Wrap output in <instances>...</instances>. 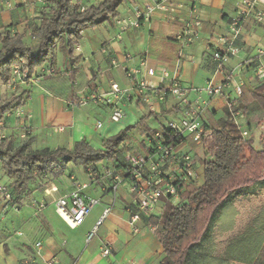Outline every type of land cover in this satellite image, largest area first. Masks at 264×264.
I'll return each mask as SVG.
<instances>
[{
  "label": "crops",
  "instance_id": "obj_1",
  "mask_svg": "<svg viewBox=\"0 0 264 264\" xmlns=\"http://www.w3.org/2000/svg\"><path fill=\"white\" fill-rule=\"evenodd\" d=\"M73 1L91 7L104 0ZM239 4L236 5L235 0H125L116 19L84 30L74 52L77 62L69 63L63 49L59 48L56 73L48 74L50 66L44 64L30 73L35 81H17L12 87L0 79V100L2 96L10 99L22 95L18 92L22 86L33 87L27 91L21 106L30 116H19L13 111L2 120L0 137L5 143L11 142L13 149L30 141L29 149L33 151L45 148L73 151L76 142L85 141L94 149L102 150L103 141L120 133L122 126L136 124L150 116L144 127L133 129L121 145L120 161L104 159L98 165L97 175L84 170L85 176L80 178L70 164L58 177L48 175L33 182L30 191L33 193H29L31 196L27 199L25 196L17 202L11 189L13 202L0 205V214L7 212L2 218L5 225L0 224V264H27V261L46 264L52 258L58 259L60 264H162L164 246L157 237V230L151 227L153 225L147 218L138 222L137 231L130 225V215L137 210V205L122 157L133 150L143 154L146 135L158 131L168 121L180 118L179 101L173 96L143 104L135 97L124 99L123 119L116 122L121 126L114 127L115 122L110 118L111 107L102 102L83 105L79 100L90 94H108L114 82L129 89L130 80L125 75L128 69H138V76L146 79L151 88L160 84L164 70L171 73L178 69L181 84L190 89L191 100L197 98V89L205 88L209 83L220 84L228 72H234L235 76V72L240 71L221 95L208 99L210 103L204 119L209 127L220 128L230 119L225 113L227 96L237 97L236 84L249 90L264 88V82L255 72L256 66L264 61V49L252 53L259 44L253 39L255 28H264V24L253 19L244 23L235 44L238 54L231 56L223 69H218V61L213 57L215 50L228 47L230 20ZM46 5L37 4L35 0H0V30H8L11 36H23L25 46L37 49L39 39L32 35V27L41 25L44 11L49 9ZM147 5L154 7L149 19L141 18L140 25L133 26L131 22L137 19V8L145 11ZM194 7L200 20V26L193 28L197 36L191 42L182 43L178 36L191 21ZM71 73L75 77L72 82ZM201 95L207 98L205 93ZM163 118L167 119L166 123ZM153 120L160 123L159 129L150 127ZM98 123L102 126L95 131ZM251 125L249 122L250 130ZM102 134V144L99 145L97 137ZM194 161L196 163V159ZM108 168L115 170L120 181L105 174ZM199 176L198 172L195 180L198 186L202 185ZM9 179L12 184L14 179ZM78 185L85 186L82 190L86 197L99 199V205L93 208L81 226L74 229L59 216L55 205L61 196L72 193ZM162 199L164 202L166 198ZM164 203L158 204L155 216L161 214ZM106 209L109 213L97 235L87 243L89 232L102 219ZM37 241L43 243L42 256H37L34 249ZM106 244L111 247V253L104 257L101 252Z\"/></svg>",
  "mask_w": 264,
  "mask_h": 264
},
{
  "label": "trees",
  "instance_id": "obj_2",
  "mask_svg": "<svg viewBox=\"0 0 264 264\" xmlns=\"http://www.w3.org/2000/svg\"><path fill=\"white\" fill-rule=\"evenodd\" d=\"M124 1L104 0L98 6L83 7L80 1L46 0L49 9L44 11L41 25L32 27V35L39 39L37 49L25 46L23 36H11L8 30H0V79L8 84L16 65L29 73L44 64L56 68L59 48L63 49L69 63L77 62L74 52L84 30L116 19ZM70 79L71 82L75 80L73 73ZM26 95H15L1 103L0 122L22 106ZM234 101V111L246 115L264 111V88L249 90L243 87ZM225 113L230 118L231 108L226 107ZM149 117L105 139L102 150L94 149L85 141L76 142L73 151L65 148L33 151L29 149L30 141L16 149L11 142L0 143V165L14 179L8 186L13 190L15 200L19 202L31 193L33 182L48 175L58 177L72 163L82 165L84 170L97 175L98 165L104 159L120 161L121 145L127 140L130 130L144 127ZM205 129L203 184L196 186L192 181L178 185L179 195L185 200L175 203L176 197L166 198L161 214L148 218L164 246L162 264H264V221L261 219L262 232L234 240L224 252L218 253L214 241L225 207H232L240 198L259 195L264 188V149L257 150L249 139L243 140L240 130L230 119L220 128L207 126ZM161 130L167 143L180 147L186 141L184 136L168 130L165 125ZM252 180L255 182L251 183Z\"/></svg>",
  "mask_w": 264,
  "mask_h": 264
},
{
  "label": "built area",
  "instance_id": "obj_3",
  "mask_svg": "<svg viewBox=\"0 0 264 264\" xmlns=\"http://www.w3.org/2000/svg\"><path fill=\"white\" fill-rule=\"evenodd\" d=\"M45 2L46 0H35L37 4ZM153 10L154 7L152 5H147L145 11L137 8V19L132 21L131 24L138 27L141 18L146 17L149 19V15ZM191 15V21L186 24L184 32L178 36V39L182 43L191 42L197 36V32L195 33L193 28L200 26V20L196 15L195 7ZM249 19H253L259 24H264V0H240L235 16L230 20L231 39L228 42L227 49L215 50L213 52V57L218 61V69H223L228 64L231 56L238 54L235 44L241 35L244 23ZM47 72L50 75L54 74L55 68L50 67ZM255 72L258 79L264 82V61H261L256 66ZM138 73V69H128L125 72L127 79L130 80L129 89L122 88L118 82H114L111 84V91L108 94L86 95V97L79 100V103L83 105L89 102L107 104L111 107L110 118L116 123L123 119L124 110L122 101L124 99L129 100V98L135 97L139 103L143 104L144 102H150L152 99L164 100L168 96H173L179 101V113L181 117L168 121L165 127L178 135L184 136L186 140L188 139L186 134L189 133V137H191L195 144L203 145L205 128L208 126L204 119V113L210 103L208 99L215 97V95H221L224 88L231 86L234 72H228L220 84L209 83L205 88L197 89V98L195 100L189 98L190 89L181 84L178 69L171 73L164 70L160 84L153 88L149 86L146 79L140 78ZM12 79L13 85L17 81L22 83H28L29 80L35 81V79H32L29 71L22 70V67L19 65L14 67ZM165 81H168V84H164ZM236 85L235 91L237 96H239L242 93L243 86L240 84ZM132 91L135 92L133 93L134 95L131 93ZM202 93H205L207 98H203ZM227 100V107L231 108L230 120L240 130L243 140L249 139L250 128L246 123V114L232 109L235 102L233 97L229 95L227 96ZM16 113L19 116L28 114L23 107L17 108ZM28 115L30 116V114ZM101 126L102 124L98 123L94 130H98ZM144 145L145 152L143 154L131 152L125 154L122 158L125 174H127L130 180L132 193L137 205V210L130 215V225L135 231L138 229L137 224L140 220L143 218L148 219L154 215L162 198H178L180 195L177 186L189 184L195 181L198 176V172L195 170V161L191 154L189 152L185 153L181 146L178 147L175 144L167 143L161 129L146 135ZM105 174L120 181L114 169H106ZM84 188V185H78L72 193L61 196L55 205L57 206L56 210L59 216L65 219L70 227L74 229L86 221L93 208L99 203V199L97 198L86 197L82 190ZM13 200V194L9 186L0 184V205L5 202H13ZM108 213L109 209H106L102 219L89 232L87 243H90L97 235V230L103 224L105 216ZM151 227L156 230L155 226ZM42 247L43 243L41 241L35 243L34 249L37 256H42ZM110 253L111 247L106 244L101 254L106 257ZM27 264L39 263L27 261ZM46 264H60V262L58 259L52 258L46 261Z\"/></svg>",
  "mask_w": 264,
  "mask_h": 264
},
{
  "label": "rangeland",
  "instance_id": "obj_4",
  "mask_svg": "<svg viewBox=\"0 0 264 264\" xmlns=\"http://www.w3.org/2000/svg\"><path fill=\"white\" fill-rule=\"evenodd\" d=\"M236 5L240 0H235ZM254 40H256L259 44L255 46L252 49V53L256 54L257 51L261 48L264 49V28L260 26H256L255 28V35H254ZM30 43V42H28ZM240 75V71L235 72V78ZM71 82V81H70ZM256 82V81H255ZM257 82H259L257 80ZM260 83V82H259ZM263 83V82H262ZM6 84V83H5ZM13 85V79L8 83V86ZM32 86H22L20 89H18L19 94H23L24 92L27 93V91L32 90ZM0 102H6L8 99H5L4 96H2ZM0 103V105H1ZM90 103V102H89ZM19 108V107H17ZM20 108H22L20 106ZM17 110V109H16ZM15 110V112H16ZM165 123L167 122V119L163 118L162 119ZM251 122L252 125L251 130H250V137L249 140L253 143V146L259 150V149H264V111L263 110H258L256 112H253L252 114L246 115V123ZM135 123H132L131 125H134ZM114 127L116 126H121L120 123H114ZM160 123L157 121L153 120L150 123V127L153 129H159ZM129 126H122V130L126 129ZM2 128V121L0 122V131ZM133 130V129H132ZM130 130V132H132ZM104 134H102V137L99 136L97 137V140L99 142V145L102 143V138ZM188 137L186 143H184L183 150L185 153H190L191 156L196 159L195 163V170L200 173V176L198 178L199 184H203L204 180V172H203V160H206L205 152L206 149L204 148L203 145H198L195 147V143L191 137H189V133L186 134ZM192 142H191V141ZM4 142L3 137H0V143ZM131 152H134L136 154H141L140 151L138 150H133ZM129 152V153H131ZM71 169L73 172H76L78 176H85L84 173V168L82 165L72 163L71 164ZM263 176H264V168H263ZM255 182L252 180L251 183ZM0 184L4 185H10V179L9 175L5 173V171L2 169L0 165ZM195 185L198 186V182L195 181ZM33 193V191H32ZM31 193V194H32ZM29 194L28 196L25 197V199L29 198L31 196ZM178 200H185L181 196H179L176 200L175 203H178ZM29 201V200H26ZM32 202V201H30ZM160 204H163V199H161ZM34 203V202H33ZM31 206L37 208L35 204H31ZM99 205V204H98ZM164 205L162 206V208ZM97 208V206H96ZM37 210V209H36ZM38 212V210H37ZM158 212V211H156ZM7 214V212H6ZM5 214V215H6ZM5 215L0 214V224L4 226L5 222L2 221V218H4ZM260 219L264 221V188L261 189V192L259 195L256 196H250L247 198H240L236 201V203L230 207L226 206L225 207V212L223 217L221 218L222 224H219L216 228L215 234H214V241L216 245L218 246V253L224 252L226 249V246L232 245V242L234 240L242 239L243 237L248 236L249 234H256L257 232H262L263 228H260ZM263 223V222H262ZM79 230L82 231V228H79Z\"/></svg>",
  "mask_w": 264,
  "mask_h": 264
}]
</instances>
